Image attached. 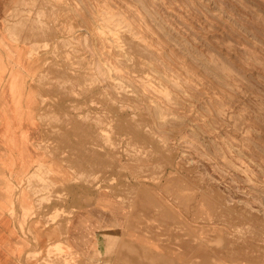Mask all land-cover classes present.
Instances as JSON below:
<instances>
[{
    "label": "rangeland",
    "instance_id": "obj_1",
    "mask_svg": "<svg viewBox=\"0 0 264 264\" xmlns=\"http://www.w3.org/2000/svg\"><path fill=\"white\" fill-rule=\"evenodd\" d=\"M3 37L37 59L50 169L47 186L9 176L1 189L24 264H47L57 242L88 243L70 264H134L119 260L122 247L166 256L188 240L204 264L216 251L264 264V0H17ZM137 191L155 201L141 228Z\"/></svg>",
    "mask_w": 264,
    "mask_h": 264
},
{
    "label": "crops",
    "instance_id": "obj_2",
    "mask_svg": "<svg viewBox=\"0 0 264 264\" xmlns=\"http://www.w3.org/2000/svg\"><path fill=\"white\" fill-rule=\"evenodd\" d=\"M16 2L17 0H0V29L4 26L5 30V22L8 19L11 8L15 6ZM0 46L3 48L0 49V264H24L18 251L20 245L19 239L13 233L11 215L15 212V204L9 203L8 196L1 189L5 188L6 179L9 176L18 182L19 185L27 179L31 183V178H37L45 186L49 183L43 176L45 170L50 171L48 169L49 164H47L48 156L45 155L44 147H42V141L46 140H42L44 134L36 116L39 102L38 97L41 95L36 89L37 87L33 85V82L36 81L37 72H40V70L38 69L32 75L31 71L37 69L34 66V61L37 59L26 56V61L23 56L18 58L17 53L14 52L9 42L5 40V37L2 38ZM8 61L10 66H8ZM27 76H29L28 80ZM9 188L11 191L12 186H9ZM134 194L139 196L143 202L139 206L140 202L137 204L136 201H131L129 202V208L134 209L137 207L140 209V213H143L144 219H138L136 224V226L138 225L141 228L143 220L144 223H147L148 215L154 213L155 201L153 200V196L150 195L151 193L147 191H137ZM104 195L106 196V194ZM17 198L25 215L31 214L34 198L30 194V190H24ZM45 201L49 202L50 199L43 198L40 204H43ZM124 215L126 216L125 213ZM24 221L23 219L21 225L24 224ZM73 224H75V221L71 220L70 228ZM123 226V222L119 223L118 229L123 230ZM129 230H133V227H130ZM72 232L67 230L66 235L70 237V233L72 234ZM112 233V236L108 234L113 239L111 247L106 248L104 251L107 254L112 253L119 242L116 237V231ZM128 235L130 237L129 243L134 244L136 233H129ZM250 240L259 239H246L242 242ZM87 244L84 243L85 248H80L74 242L67 246L62 245L61 242H57L46 250L49 258L46 262L47 264H70V259L75 258L76 255L86 259L88 252H90ZM100 246L99 242L93 243L90 248L92 249L91 253H93L92 257L96 258L102 253ZM181 246L185 248L183 253L178 254L176 250L171 248L166 256L165 253L141 246L140 248L122 247L118 258L121 262H131L134 264H204L202 249H192L199 246L196 244V241H183ZM188 247L190 249H187ZM57 248H62L65 253L57 252ZM229 256L228 254L220 255L216 251V253L210 254L208 263L228 264ZM166 257L169 262L173 263L164 262L162 258ZM192 259H195V261Z\"/></svg>",
    "mask_w": 264,
    "mask_h": 264
}]
</instances>
